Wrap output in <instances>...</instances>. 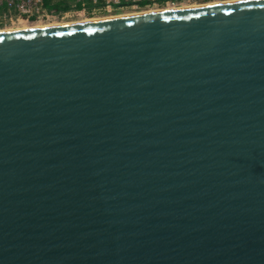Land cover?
<instances>
[{
  "label": "water",
  "instance_id": "obj_1",
  "mask_svg": "<svg viewBox=\"0 0 264 264\" xmlns=\"http://www.w3.org/2000/svg\"><path fill=\"white\" fill-rule=\"evenodd\" d=\"M0 264H264V0L1 31Z\"/></svg>",
  "mask_w": 264,
  "mask_h": 264
},
{
  "label": "built area",
  "instance_id": "obj_2",
  "mask_svg": "<svg viewBox=\"0 0 264 264\" xmlns=\"http://www.w3.org/2000/svg\"><path fill=\"white\" fill-rule=\"evenodd\" d=\"M59 1V0H55ZM67 8L49 7L45 0H0V28L14 27L19 21L51 22L76 16L98 17L116 15L127 9H159L229 0H61Z\"/></svg>",
  "mask_w": 264,
  "mask_h": 264
},
{
  "label": "bare ground",
  "instance_id": "obj_3",
  "mask_svg": "<svg viewBox=\"0 0 264 264\" xmlns=\"http://www.w3.org/2000/svg\"><path fill=\"white\" fill-rule=\"evenodd\" d=\"M237 1H245V0H229V1H224V2H219V1H215V2H205V3H198V4H185L182 6H165L162 7V9H151V8H144L145 10L148 11H142V12H134V13H128V14H116V15H110V16H98V17H84V16H80L78 19H74V20H78V21H74L71 23H66L65 21H51V22H28L25 20L19 21L18 24L20 23H24L22 25V27L19 28H4V29H0L1 31H12V30H32V29H41V28H47V27H55V26H61V25H69V24H76V23H87V22H94V21H98L101 19H106V18H113V17H120V16H129V15H136V14H145V13H150V12H155V11H165V10H174V9H182V8H191V7H198V6H203V5H210V4H215V3H227V2H237ZM143 10V9H141ZM80 20V21H79ZM29 24V25H28ZM30 24H39V25H30Z\"/></svg>",
  "mask_w": 264,
  "mask_h": 264
},
{
  "label": "rangeland",
  "instance_id": "obj_4",
  "mask_svg": "<svg viewBox=\"0 0 264 264\" xmlns=\"http://www.w3.org/2000/svg\"><path fill=\"white\" fill-rule=\"evenodd\" d=\"M156 9V8H155ZM159 9H162V8H159ZM142 11H148V10H145V9H143V10H141V9H127V10H124V11H122V12H119L118 14H128V13H136V12H142ZM80 16H76V17H72V18H69V19H65V20H61V21H65L66 23H71V22H74V21H78V20H74V19H78ZM84 17H86V16H84ZM80 21V20H79ZM24 23H20V24H15V26L14 27H12V28H19V27H22V25H23ZM29 25V24H28ZM30 25H39V24H30ZM9 28H11V27H9ZM8 28V29H9ZM1 29V28H0ZM3 29V28H2Z\"/></svg>",
  "mask_w": 264,
  "mask_h": 264
},
{
  "label": "trees",
  "instance_id": "obj_5",
  "mask_svg": "<svg viewBox=\"0 0 264 264\" xmlns=\"http://www.w3.org/2000/svg\"><path fill=\"white\" fill-rule=\"evenodd\" d=\"M45 3L51 7V8H55V9H64L67 8V4L65 3V1H55V0H45Z\"/></svg>",
  "mask_w": 264,
  "mask_h": 264
}]
</instances>
